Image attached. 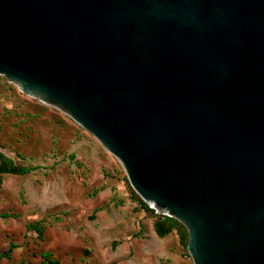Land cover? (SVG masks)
<instances>
[{"label":"water","instance_id":"obj_1","mask_svg":"<svg viewBox=\"0 0 264 264\" xmlns=\"http://www.w3.org/2000/svg\"><path fill=\"white\" fill-rule=\"evenodd\" d=\"M0 76L94 137L192 264H264V0H0Z\"/></svg>","mask_w":264,"mask_h":264},{"label":"rangeland","instance_id":"obj_2","mask_svg":"<svg viewBox=\"0 0 264 264\" xmlns=\"http://www.w3.org/2000/svg\"><path fill=\"white\" fill-rule=\"evenodd\" d=\"M0 151L35 169L2 177L0 213L18 218L0 219V253L15 246L0 264H38L41 252L60 264H168L175 251L189 259L176 233H153V215L133 201L122 167L94 137L2 76ZM32 223L41 238L27 230Z\"/></svg>","mask_w":264,"mask_h":264},{"label":"trees","instance_id":"obj_3","mask_svg":"<svg viewBox=\"0 0 264 264\" xmlns=\"http://www.w3.org/2000/svg\"><path fill=\"white\" fill-rule=\"evenodd\" d=\"M18 158L21 160L23 159L21 156H18ZM33 170H35V169L34 168H26L24 166L18 167L12 160L5 157L0 151V185L2 184V177L4 175L24 176V175L31 173ZM129 190L131 192V196H132L133 201L138 204L139 208L142 211H144L146 214L153 215V217H154L153 231H154L155 235L159 239H163L173 232L176 233L178 240H179V245L187 253L186 246L188 243V234H187L185 227L173 218L161 216V215H155L154 210L149 208L148 205H146L143 201H141L139 196L134 193V191L131 189V187H129ZM98 211H99V209L95 210L93 212V216L91 218H93L94 215ZM16 218H18V215L11 214L9 212L0 213V219L1 220L16 219ZM27 230L35 232L39 238H41L43 235V229L39 228V223L29 224L27 226ZM116 246H117V243L113 242L112 243V249H115ZM14 248H15V246L11 244L6 251L0 253V261L2 259H10V256H11ZM186 255L189 257L188 253ZM40 258H41V262L39 264H60V262L57 259H55L54 256L49 252H41ZM20 264H25V263L21 262Z\"/></svg>","mask_w":264,"mask_h":264},{"label":"crops","instance_id":"obj_4","mask_svg":"<svg viewBox=\"0 0 264 264\" xmlns=\"http://www.w3.org/2000/svg\"><path fill=\"white\" fill-rule=\"evenodd\" d=\"M152 230H153V225H152ZM153 233H154V231H153ZM188 258L190 259V257H188ZM189 259L187 261H185V257L184 256L182 257V255L179 251H175L174 254H170V257H168V264H190Z\"/></svg>","mask_w":264,"mask_h":264}]
</instances>
